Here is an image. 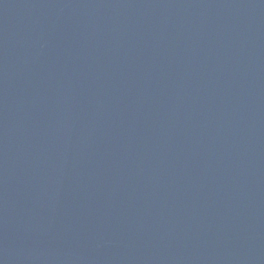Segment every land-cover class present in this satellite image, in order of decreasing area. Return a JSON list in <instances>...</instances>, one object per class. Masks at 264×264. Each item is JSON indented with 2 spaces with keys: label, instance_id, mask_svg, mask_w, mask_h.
<instances>
[{
  "label": "water",
  "instance_id": "water-1",
  "mask_svg": "<svg viewBox=\"0 0 264 264\" xmlns=\"http://www.w3.org/2000/svg\"><path fill=\"white\" fill-rule=\"evenodd\" d=\"M0 264H264V0H0Z\"/></svg>",
  "mask_w": 264,
  "mask_h": 264
}]
</instances>
